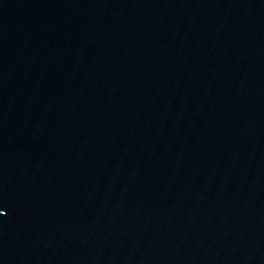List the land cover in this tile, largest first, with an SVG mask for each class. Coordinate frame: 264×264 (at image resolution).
Masks as SVG:
<instances>
[{
	"label": "water",
	"instance_id": "95a60500",
	"mask_svg": "<svg viewBox=\"0 0 264 264\" xmlns=\"http://www.w3.org/2000/svg\"><path fill=\"white\" fill-rule=\"evenodd\" d=\"M0 264H264V0H0Z\"/></svg>",
	"mask_w": 264,
	"mask_h": 264
}]
</instances>
